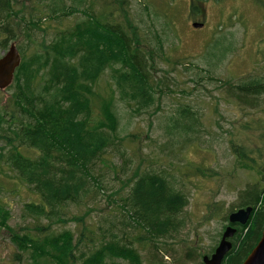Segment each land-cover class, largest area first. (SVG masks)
Listing matches in <instances>:
<instances>
[{
    "label": "trees",
    "instance_id": "1",
    "mask_svg": "<svg viewBox=\"0 0 264 264\" xmlns=\"http://www.w3.org/2000/svg\"><path fill=\"white\" fill-rule=\"evenodd\" d=\"M190 1L195 10L207 14L203 2ZM131 7L130 0H0V50L15 43L22 56L15 74L18 121L13 112L0 106V175L6 174L2 165L7 164L26 191L36 195L37 199L30 197L25 202L24 211L38 222L49 221L48 225L37 226L40 234L36 236L14 232L7 223L10 212L0 200V229L13 234L19 249L30 250L32 264H146L133 244L135 237L140 242L149 241L160 251L158 242L172 239L183 227L182 213L188 200L174 186L175 181L169 175L142 169L130 178L124 163L131 146L126 135L130 133L136 140L138 137L121 127L117 94L133 113L140 114L155 104L157 91L167 85L156 71H164L165 77L170 74L169 69L159 66L150 69L148 46L141 37L144 29L134 23ZM68 17H76L75 24L48 37L52 25L44 19ZM214 62L208 59L206 68L198 67L206 78H213ZM104 75H108L110 96L98 99L96 87ZM216 81L237 90L242 101L264 94V73L236 82ZM38 84L42 87H36ZM99 102L100 113L94 108ZM178 112L174 129L168 128L166 121L169 133L180 128L201 133L196 111L179 106ZM233 139L231 149L244 167L247 151ZM110 149L122 152L121 166L112 162ZM103 158L110 168L104 170H115L119 189L108 188L100 181L102 170L96 173V166H101ZM2 188L0 185V191ZM100 193L113 202L121 218L113 211L96 227L86 222L80 231L51 230L57 219L65 223L84 221L79 215L66 218V208ZM241 198L253 212L246 225L236 224L240 245L222 264H242L262 235L264 188L254 185L241 193ZM77 250L83 252L77 256ZM195 253L189 249L186 260L193 259ZM47 256L51 259L42 261ZM157 261L152 259L150 264ZM158 264L176 263H165L163 258Z\"/></svg>",
    "mask_w": 264,
    "mask_h": 264
},
{
    "label": "rangeland",
    "instance_id": "2",
    "mask_svg": "<svg viewBox=\"0 0 264 264\" xmlns=\"http://www.w3.org/2000/svg\"><path fill=\"white\" fill-rule=\"evenodd\" d=\"M130 1L131 17L144 29L141 37L145 40L141 39L148 46L146 58L150 69L159 66L162 70L169 69L170 74L165 77L164 71H156L167 85L161 86V92L157 91L155 104L140 114L133 113L117 94L115 100H118L121 127L138 137L136 140L130 133L126 135L131 146L124 163L130 178L140 169L169 175L188 200L182 213L183 227L172 239L158 242L162 245L160 251L149 241L140 242L137 236L133 244L140 249L146 264L152 259H158V264L163 258L165 263L202 264L203 256H211L219 244L228 215L249 206L242 204L241 193L254 185L264 188V94L242 101L237 90L223 87L216 81L236 82L263 75L264 0H197L207 8L206 15L195 10L190 0ZM76 20V17L57 21L44 19V23L52 25L48 37L58 29L72 27ZM7 49L0 50V55L3 56ZM207 59L215 61L216 69L211 79L198 68H206ZM107 81L108 75L100 79L96 87L98 99L110 96ZM40 85L36 87H42ZM16 92L15 81L7 89L0 90V106L13 112L18 121ZM179 106H188L197 112L201 133L192 134L184 128L169 133L166 121L170 124L168 128H175L173 123ZM94 108L100 113V102ZM160 125L164 128H158ZM233 137L247 151L248 157L242 161L244 167L237 162L231 149ZM108 151L114 154L112 162L121 166L122 152L118 149ZM99 162L101 166H96V173L102 170V184L119 189L121 185L115 170H104L110 169L105 164L109 161L103 158ZM2 167L6 174L0 175V185L5 188L0 191V200L10 212L8 225L20 234H40L37 226L48 225V219L38 222L23 209L25 202L36 195L26 191L7 164ZM118 175L122 177L123 173ZM115 208L101 193L87 197L80 205L71 204L66 208V218L79 215L84 216V221L65 223L57 219L51 230L56 233L71 229L80 231L86 222L96 227ZM114 213L121 218L120 211ZM12 235L7 229H0V264H32L30 250L19 249ZM235 244L238 246L240 242L235 240ZM189 249L196 253L187 261ZM82 252L77 250V256ZM44 259L50 260L51 256L43 257L42 261Z\"/></svg>",
    "mask_w": 264,
    "mask_h": 264
},
{
    "label": "water",
    "instance_id": "3",
    "mask_svg": "<svg viewBox=\"0 0 264 264\" xmlns=\"http://www.w3.org/2000/svg\"><path fill=\"white\" fill-rule=\"evenodd\" d=\"M21 60L22 57L17 45L15 43L11 44L7 52L0 58V90H5L12 84L16 70L21 64ZM251 212V207L239 210L230 216V221L246 223ZM235 232L236 230L231 226L225 230L215 252L210 257L204 256L203 261L205 264H222L225 255L232 248V243L228 238L232 237ZM242 264H264V229L257 246Z\"/></svg>",
    "mask_w": 264,
    "mask_h": 264
},
{
    "label": "bare ground",
    "instance_id": "4",
    "mask_svg": "<svg viewBox=\"0 0 264 264\" xmlns=\"http://www.w3.org/2000/svg\"><path fill=\"white\" fill-rule=\"evenodd\" d=\"M67 71V70H66ZM56 74V73H55ZM61 80H64V79H61ZM67 80V79H66ZM66 82V81H65ZM68 84V83H67ZM74 93V92H73ZM68 95H69V93H68ZM77 98V97H76ZM259 228V227H258Z\"/></svg>",
    "mask_w": 264,
    "mask_h": 264
}]
</instances>
